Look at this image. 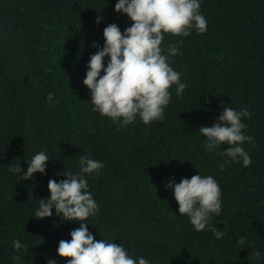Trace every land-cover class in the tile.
<instances>
[{
	"label": "trees",
	"instance_id": "16d2710c",
	"mask_svg": "<svg viewBox=\"0 0 264 264\" xmlns=\"http://www.w3.org/2000/svg\"><path fill=\"white\" fill-rule=\"evenodd\" d=\"M116 2L0 0V264H65L58 242L79 223L60 222L54 209L49 218L34 213L48 180L76 173L81 155L105 164L87 177L99 206L85 221L94 239L121 243L151 264H264V0H202L204 33L165 34L164 45L183 40L171 66L187 87L180 96L170 88L163 120L126 127L94 112L82 83L103 28L115 23L123 32L132 23L114 11ZM225 107L251 113L242 118L254 138L244 144L248 167L222 153L228 144L209 151L202 142L198 128L216 123ZM41 150L51 159L46 174L21 181L9 170L26 171ZM197 173L222 190V212L211 220L225 233L220 239L194 230L165 187ZM16 239L26 252L13 249ZM17 254L22 261L12 260Z\"/></svg>",
	"mask_w": 264,
	"mask_h": 264
},
{
	"label": "clouds",
	"instance_id": "9594fccd",
	"mask_svg": "<svg viewBox=\"0 0 264 264\" xmlns=\"http://www.w3.org/2000/svg\"><path fill=\"white\" fill-rule=\"evenodd\" d=\"M202 0H117L116 13L125 14L131 25L123 32L115 23L103 28V46L93 42L97 48L86 65L87 71L82 83L90 91L93 111L109 118L118 127H126L139 118L148 125L165 118V108L172 100L170 88L175 85L177 96L183 94L186 83L181 81V73L171 66L173 57L179 54L178 40L164 45L165 34L188 37L195 30L204 33L207 19L200 11ZM102 17H97L99 24ZM107 58V59H106ZM102 73V74H101ZM51 100V95H49ZM251 117L247 108L239 111L225 107L212 126L198 128L204 147L211 151L228 144L222 151L233 162H242L244 167L252 163L245 149V142L254 138L244 134L247 125L242 118ZM51 160L45 150L36 152L27 160V170L20 166H10V171L22 175V180L33 178V174H46V162ZM76 173L67 172L65 179H49L47 198H39L36 219L55 216L60 222H77L79 227L69 233V240L58 242L56 254L67 258L65 264H151L144 257H133L123 244L114 240L94 239L88 230V218L99 212V206L91 191L87 177L99 174L104 162L81 155ZM165 187L171 189L177 211L186 215L194 230H210L215 238L225 233L211 224L212 217L222 212V190L211 175L197 173L191 178H182L178 183L170 178ZM241 237L238 243H245ZM12 247L17 252H26L27 244L16 239ZM254 255L259 259L261 252ZM12 260L22 261V256H12ZM46 264H57L55 258H48Z\"/></svg>",
	"mask_w": 264,
	"mask_h": 264
}]
</instances>
